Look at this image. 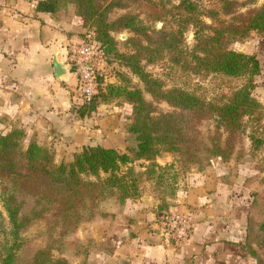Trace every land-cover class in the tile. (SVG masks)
Returning <instances> with one entry per match:
<instances>
[{
  "label": "rangeland",
  "instance_id": "374dc122",
  "mask_svg": "<svg viewBox=\"0 0 264 264\" xmlns=\"http://www.w3.org/2000/svg\"><path fill=\"white\" fill-rule=\"evenodd\" d=\"M34 1L35 9L39 0ZM182 1L192 5L194 11L187 13L188 11L183 10L180 6ZM12 2L4 0L1 7L5 8L6 3L10 7ZM263 6L264 0H120V7L111 12L109 21L113 22L123 16L134 17L135 27L143 34L119 30L111 33L114 40L112 45L97 42L95 27L77 17L70 4L54 14L46 13V20L36 19L37 16L34 15V19L28 21L33 25L30 31L23 30L25 28L22 24L26 23L15 20V24H21L18 25L21 35L28 36L29 32L31 37L34 35L31 38L33 43L18 45V48H23L22 52L28 59L18 77L24 80L20 82L18 93L30 104V112L23 118L28 127L18 128L13 121L11 130L22 131V147L26 148L32 141L37 142L35 132L31 133L32 130L35 131L36 120L39 121V126L51 125L54 135L63 136L64 132L60 130L65 125L70 128V135L65 134L67 136L64 141L70 143L68 145L76 153L86 146H100L128 155L130 163L120 165L118 175L131 185L129 198L121 200L119 194L106 195L96 204L93 216L66 235H62L61 223L54 220L50 213L44 214V219L32 220L20 231L15 242L18 247L15 251L16 264L30 263L41 250H48L54 261H65L66 264H118L117 258H110L109 254L119 246L109 238L114 235L112 232L116 225L126 227L136 222L131 208H125L127 204H138L152 211L148 221L149 224L156 225V228L150 229L148 234H166V228L161 223L171 213L190 217L192 226L191 211L169 208V199L174 198L178 190L190 187L192 174H196L205 187L209 181L215 182V187L221 190L220 196L215 193L221 198L220 204L227 202L232 207V216L235 215L234 229L237 231L240 228L244 237L240 244L234 245L241 248V252L235 250V253L243 259L247 258L248 264H264V32H245L241 28L244 18ZM189 18L198 20L199 23L194 24ZM41 28H46L45 33L49 34V39H42ZM216 29L224 37L223 48L253 56L259 62V73L250 78V95L259 109L256 114L241 119V128L231 137V149L227 158L211 154L218 134L221 135V143L226 134L217 126L215 118L208 117L199 123L192 121L200 151L192 162L182 153L159 148L155 163L161 170L157 169L154 174L149 175L150 164L134 159L137 139L129 132V126L134 120L136 108L129 104L124 92L138 89L145 102L155 109V113H169L176 109L147 93L139 77L127 66L130 62L125 57L140 53L138 57L143 72L157 79L163 91L177 89L205 104L224 103L234 91L248 82V76L228 77L220 73L205 72L191 58L196 45V33L211 35ZM170 35H175L174 48L170 50L163 46L160 50L161 42ZM139 46L146 50L140 51ZM55 55L60 61L69 64L73 75L68 80L54 78L52 58ZM82 66H89L92 70L96 95L94 103L84 107L76 99L79 70ZM91 107L93 111H90ZM82 113L85 114L83 117ZM179 114L188 117L186 113ZM5 121V118L0 117V124L5 125ZM50 151L54 155L55 164L66 163L76 154L72 150L62 152L53 145L50 146ZM62 153L69 154L66 156ZM142 198L152 201V206L143 204L140 201ZM33 208L34 200L24 199L23 213L29 214ZM34 210L38 211L40 207ZM219 222L224 224L223 219ZM149 224L141 229L148 228ZM102 225H108V234L104 233ZM192 228L193 226L189 229L187 240L192 235ZM10 230L0 199V249L5 243L13 245ZM102 231L107 236L106 239L100 238ZM131 234L133 239L137 238V235ZM126 235L130 234L126 232ZM167 237L163 241H169L172 246L179 247L187 242L185 240L180 244L171 236ZM122 243L124 248L121 249L119 258L124 259L126 254L129 258L145 257L142 256L143 252L135 251L141 246L147 247V241L135 245L133 252L128 251V245L124 241ZM107 248L108 253L104 252ZM208 256L203 264H226L224 256L228 254L222 255L224 261H216L211 253ZM123 264L130 262L125 261Z\"/></svg>",
  "mask_w": 264,
  "mask_h": 264
},
{
  "label": "trees",
  "instance_id": "16d2710c",
  "mask_svg": "<svg viewBox=\"0 0 264 264\" xmlns=\"http://www.w3.org/2000/svg\"><path fill=\"white\" fill-rule=\"evenodd\" d=\"M68 4L74 7L77 17L95 27L97 42L112 45L114 40L111 33L119 30L143 34L135 27L134 17L123 16L113 22L109 21L111 12L120 7V0H39L34 10L54 14ZM180 6L187 13L194 11L193 6L185 1ZM189 20L194 24L199 23L193 18ZM241 28L245 32H264V6L248 14ZM223 38L217 29L211 35L196 33V45L191 54L192 60L205 72L228 77L248 76V82L242 88L234 91L224 103L217 105L205 104L181 90L163 91L157 79L143 72L138 57L140 53L125 57L130 62L127 66L139 77L147 93L178 112L155 113V109L145 102L138 89L124 92L129 104L136 108L134 120L129 126V132L137 139L134 159L150 164L149 175L157 169L161 170L155 163L159 148L182 153L192 162L200 152L192 121L199 123L208 117L215 118L217 126L226 134L223 143L218 134L211 154L227 158L231 137L241 128V119L256 114L259 109L250 95V78L259 73V62L253 56L223 48ZM175 43V35H170L161 42L160 50L163 46L172 50ZM139 49L146 50L143 46H139ZM95 96L91 103L81 106L93 104ZM90 111H93V107ZM179 113H186L188 117ZM84 115L82 113L81 116ZM22 136L19 129L0 135V199L11 229L9 235L14 239L13 245L5 243L1 246L0 264H16L15 251L18 247L15 242L20 231L32 220L44 219L43 215L50 213L54 220L61 223L62 235H66L90 219L96 204L106 195L119 194L121 200L131 196V185L118 175L120 165L130 163L128 155L119 154L112 148L86 146L74 154L71 162L55 164L53 153L37 142L32 141L23 148ZM26 198L33 199L35 208L40 207V210L33 208L29 214L23 213ZM28 264L66 262L54 261L48 250H41Z\"/></svg>",
  "mask_w": 264,
  "mask_h": 264
},
{
  "label": "crops",
  "instance_id": "0c3cea01",
  "mask_svg": "<svg viewBox=\"0 0 264 264\" xmlns=\"http://www.w3.org/2000/svg\"><path fill=\"white\" fill-rule=\"evenodd\" d=\"M3 1L0 0V117L5 118L6 121L5 125L0 124V129L3 128L0 130L2 134L11 130L13 121L16 122L18 128L28 127L24 123L23 118L30 112V104L26 103L25 97L18 93L20 82L24 81L18 77L23 72L24 64L28 61L27 57L24 56V52H22L23 48H18V45L33 43L31 38L34 35L31 37V32H29L28 36L21 35L22 31L20 26H18L21 24H15L14 22L16 20L18 23H26L22 24V27L25 28L23 30L28 29L30 31L33 25L28 21L34 19V15L37 16L36 19L40 20H46L45 16L48 15L35 12L34 5L36 2L34 0H28L31 2L12 0V6L8 7V3H6L5 8L1 7ZM29 6L31 9H28ZM15 16L17 18L14 19ZM45 32L46 28H41V37L47 40L49 39V34ZM13 93L17 94L18 102L12 97ZM49 123H54V121H49ZM34 130L31 133L35 132L39 145H44L49 150L50 146L53 145L54 148L62 152H70L72 150L76 153V150L71 145H68L70 143L64 141L65 136H67L65 134L70 135V128H67V126L64 125L60 130V132H64L63 136L54 135L51 125L42 127L39 126V121L36 120ZM58 140H61V142L58 143ZM68 154L62 153V155L66 156ZM72 160L73 158L66 163ZM190 180V187H186L185 190H178L175 197L169 199L170 209H187L193 213L192 235L185 244L179 247L172 246L169 241H163L164 238L168 239L166 234L161 233L160 236L156 232L148 234L152 228H156V225L149 224L148 221L152 211L150 212V210L144 209L138 204L131 203L127 204L125 208H131L130 210H132L137 223L135 222L126 227L124 225L123 227L121 225L115 226V230L112 232L114 235L110 236L109 240H112L113 244H117L119 247L116 248L115 252L109 254V257L117 258L116 262L118 264H123L125 261L130 262V264H188L189 261V264H203L210 253L216 261L223 259L222 255L226 253L228 256H224L225 261L223 259L226 264H248L247 258L243 259L237 255L238 253H235V250L241 252V248L234 245L240 244L244 237L239 231L240 228L237 231L234 229L233 217L235 215L232 216V207L228 206L227 202L220 204L221 198L217 197V194L220 196L221 190L215 187V182L210 181L207 183L208 186L205 187L202 182L200 183L196 174H192ZM210 190H213V192ZM227 200L228 198H226ZM140 201L147 207L153 204L148 199L144 200L142 198ZM220 219H223L224 224L219 222ZM148 224V228L141 229L144 226H148ZM107 226H101L106 234H108ZM126 232L130 235H126ZM104 233L100 238H107ZM131 233L137 235V238L133 239ZM122 241L128 245V251L130 252L135 251V245L143 244L144 241H147V247L141 246L135 251L136 253L143 252L144 255L142 256L145 257L138 259L136 256H131L129 258L126 254L124 259L122 257L119 258L118 255L121 249L124 248ZM104 252L108 253V248Z\"/></svg>",
  "mask_w": 264,
  "mask_h": 264
},
{
  "label": "built area",
  "instance_id": "2783aa9c",
  "mask_svg": "<svg viewBox=\"0 0 264 264\" xmlns=\"http://www.w3.org/2000/svg\"><path fill=\"white\" fill-rule=\"evenodd\" d=\"M79 72V85L76 99L81 105H85L91 103L94 96V76L89 66H82ZM161 224L166 228V235L171 236L178 243L182 244L187 240L191 227L190 217L179 213H171L165 217Z\"/></svg>",
  "mask_w": 264,
  "mask_h": 264
},
{
  "label": "water",
  "instance_id": "95a60500",
  "mask_svg": "<svg viewBox=\"0 0 264 264\" xmlns=\"http://www.w3.org/2000/svg\"><path fill=\"white\" fill-rule=\"evenodd\" d=\"M52 67L53 76L56 80H68L73 75L69 64L60 61L56 55L52 58ZM12 97L15 99V101L18 100V97L15 93L12 94Z\"/></svg>",
  "mask_w": 264,
  "mask_h": 264
}]
</instances>
